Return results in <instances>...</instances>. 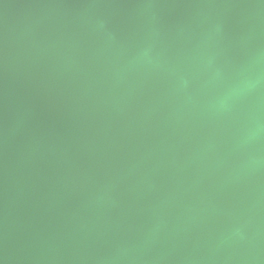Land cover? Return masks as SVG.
<instances>
[{
    "label": "clouds",
    "instance_id": "obj_1",
    "mask_svg": "<svg viewBox=\"0 0 264 264\" xmlns=\"http://www.w3.org/2000/svg\"><path fill=\"white\" fill-rule=\"evenodd\" d=\"M154 21L126 39L99 22L86 61L66 45L102 118L155 135L83 177L63 250L71 264H264V47L224 59L219 23Z\"/></svg>",
    "mask_w": 264,
    "mask_h": 264
},
{
    "label": "water",
    "instance_id": "obj_2",
    "mask_svg": "<svg viewBox=\"0 0 264 264\" xmlns=\"http://www.w3.org/2000/svg\"><path fill=\"white\" fill-rule=\"evenodd\" d=\"M153 16L169 31L219 23L224 59L264 47V0H0V264H71L64 235L83 177L154 137L102 118L66 47L86 61L99 22L126 39Z\"/></svg>",
    "mask_w": 264,
    "mask_h": 264
}]
</instances>
